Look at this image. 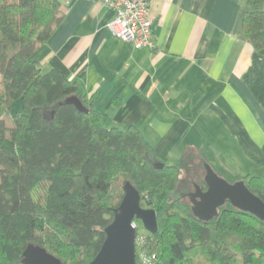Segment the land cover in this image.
<instances>
[{
  "label": "trees",
  "instance_id": "1",
  "mask_svg": "<svg viewBox=\"0 0 264 264\" xmlns=\"http://www.w3.org/2000/svg\"><path fill=\"white\" fill-rule=\"evenodd\" d=\"M63 17L60 0H0V108L9 112L21 100L10 123L0 117V264H22L28 243L62 264H87L126 182L156 214L153 232L133 219L135 264H264V221L229 203L207 221L192 214L183 184L206 188L197 176L204 164L197 167L193 153L168 163L136 125H105L97 93L54 68L42 70L35 52ZM237 35L264 49V9L246 10ZM71 95L87 112L60 104ZM239 179L264 201L261 176Z\"/></svg>",
  "mask_w": 264,
  "mask_h": 264
},
{
  "label": "crops",
  "instance_id": "2",
  "mask_svg": "<svg viewBox=\"0 0 264 264\" xmlns=\"http://www.w3.org/2000/svg\"><path fill=\"white\" fill-rule=\"evenodd\" d=\"M247 1L148 0L153 47L135 49L107 29L99 0H60L64 17L35 57L97 93L105 125H136L167 162L193 153L226 178L212 156L264 166V49L237 35L264 4Z\"/></svg>",
  "mask_w": 264,
  "mask_h": 264
},
{
  "label": "water",
  "instance_id": "3",
  "mask_svg": "<svg viewBox=\"0 0 264 264\" xmlns=\"http://www.w3.org/2000/svg\"><path fill=\"white\" fill-rule=\"evenodd\" d=\"M60 104H72L78 111L87 112L77 95L66 97ZM204 168L205 190L195 185V190L188 194L190 210L196 218L207 221L217 215L218 208L229 203L232 207L264 221V201L252 193L242 179L229 182L218 175L208 163H204ZM139 200L138 192L126 182L123 198L114 209L113 220L104 228L105 238L100 249L87 264H135L133 219H140L148 231L156 230L154 210L141 207ZM21 263L62 264L59 258L36 243L25 246Z\"/></svg>",
  "mask_w": 264,
  "mask_h": 264
},
{
  "label": "built area",
  "instance_id": "4",
  "mask_svg": "<svg viewBox=\"0 0 264 264\" xmlns=\"http://www.w3.org/2000/svg\"><path fill=\"white\" fill-rule=\"evenodd\" d=\"M99 1L113 12L107 29L114 37L130 43L135 49L153 47L148 0Z\"/></svg>",
  "mask_w": 264,
  "mask_h": 264
},
{
  "label": "rangeland",
  "instance_id": "5",
  "mask_svg": "<svg viewBox=\"0 0 264 264\" xmlns=\"http://www.w3.org/2000/svg\"><path fill=\"white\" fill-rule=\"evenodd\" d=\"M20 107H21V100L20 99H17L14 101L13 103V106L11 107L10 111L7 112V111H3L2 108H0V117L4 118L6 120L7 123H10L11 119H10V116L16 112H20ZM212 150V149H211ZM222 149L219 148V147H215V152H220ZM213 151V150H212ZM195 156V155H194ZM211 156V155H210ZM222 161L220 159H217V162L213 159V156L211 157V164L214 166V168L217 170L218 169V166H224L223 169H225L227 175L225 174L224 176L226 177L225 179L229 182H232L234 181V178L239 176V175H243V174H246V173H250L252 175H261V177L264 179V166L259 168L257 165H254V164H248L246 165L245 164V167H242V169H236V165H235V169H231V163H230V159L226 157V155H222ZM192 162H194L197 167H201L199 165V162L197 160L196 157H193L192 158ZM221 164H220V163ZM168 163H170V161H168ZM244 164V161L242 162V165ZM238 167H239V164H238ZM237 167V168H238ZM234 168V167H233ZM220 170V169H218ZM217 170V171H218ZM198 173H197V176H202L204 177V174H205V170L199 168L198 169ZM228 171V172H227ZM187 175H189V173H187ZM235 175V176H233ZM186 177V176H185ZM181 201H184L185 202V199H180ZM189 204V203H188Z\"/></svg>",
  "mask_w": 264,
  "mask_h": 264
},
{
  "label": "flooded vegetation",
  "instance_id": "6",
  "mask_svg": "<svg viewBox=\"0 0 264 264\" xmlns=\"http://www.w3.org/2000/svg\"><path fill=\"white\" fill-rule=\"evenodd\" d=\"M196 172H197V170H196L195 167H194V173H196ZM188 173H189V172H188ZM194 173H193V174H194ZM189 175H192V174H189ZM194 175H195V174H194ZM185 182H187V180H185ZM195 185H198V184L194 183L192 189H191V188H186V184H183V186H182L184 192H181V195H183V197H186V198L188 199V201H189L188 206H189V207H191V202H190V200H189L188 194H189L190 192H192V191L195 190ZM198 186H199V185H198ZM199 187H200V186H199ZM200 189H201V190H205V188H203V187H200Z\"/></svg>",
  "mask_w": 264,
  "mask_h": 264
}]
</instances>
